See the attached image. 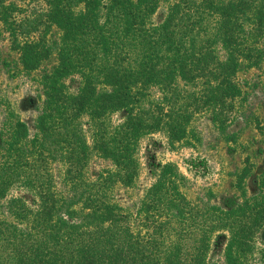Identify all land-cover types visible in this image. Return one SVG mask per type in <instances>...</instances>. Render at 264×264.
<instances>
[{
    "label": "trees",
    "instance_id": "16d2710c",
    "mask_svg": "<svg viewBox=\"0 0 264 264\" xmlns=\"http://www.w3.org/2000/svg\"><path fill=\"white\" fill-rule=\"evenodd\" d=\"M40 1L39 15L0 8L26 72L56 58L33 129L0 96V264H207L218 233L224 264H252L264 177L220 209L189 202L177 167L159 164L135 210L144 233L115 194L136 183L144 137L191 145L195 116L232 122L237 75L264 58V0ZM94 159L111 167L91 174Z\"/></svg>",
    "mask_w": 264,
    "mask_h": 264
},
{
    "label": "rangeland",
    "instance_id": "374dc122",
    "mask_svg": "<svg viewBox=\"0 0 264 264\" xmlns=\"http://www.w3.org/2000/svg\"><path fill=\"white\" fill-rule=\"evenodd\" d=\"M8 4L21 7L22 14L29 16L36 12L39 15L44 8L40 0H0V8ZM51 35L56 39L58 32L53 29ZM55 65L53 55L37 71L26 72L0 24V96L10 102L30 129L44 98L41 78ZM237 81L242 96L234 103L236 115L231 123L223 125L224 132L214 127L208 112L193 118L190 129L196 139L190 141L191 145L171 146L165 136L158 133L140 141L137 181L130 188L118 186L115 194L116 200L131 210L134 230L145 232L138 224L135 210L145 191L154 184V171L159 164L172 163L177 167L185 178L180 191L196 205L226 209L258 196L264 177V58L259 66L240 71ZM109 167L107 162L97 159L89 165L91 174ZM262 242L264 226L255 238L252 264H260L257 251L262 248ZM226 245V234H215L207 264H224Z\"/></svg>",
    "mask_w": 264,
    "mask_h": 264
}]
</instances>
